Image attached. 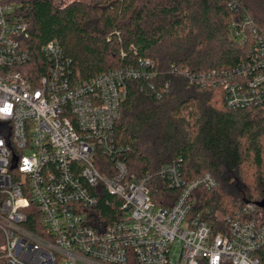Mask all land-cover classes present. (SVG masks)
<instances>
[{"label": "built area", "instance_id": "2783aa9c", "mask_svg": "<svg viewBox=\"0 0 264 264\" xmlns=\"http://www.w3.org/2000/svg\"><path fill=\"white\" fill-rule=\"evenodd\" d=\"M246 24L233 26L241 40ZM26 35L13 4L0 0V264H264L255 254L264 247L260 220L232 218L214 234L189 217L191 192L216 184L210 174L188 183L179 162L163 166L155 175L182 193L158 207L152 173H130L119 156L114 128L127 81L150 60L81 80L56 40L41 47L42 64ZM221 83L227 105L245 107L264 90V73L248 81L250 92Z\"/></svg>", "mask_w": 264, "mask_h": 264}, {"label": "trees", "instance_id": "16d2710c", "mask_svg": "<svg viewBox=\"0 0 264 264\" xmlns=\"http://www.w3.org/2000/svg\"><path fill=\"white\" fill-rule=\"evenodd\" d=\"M8 2L27 24L24 45L42 64L41 47L53 40L81 80L151 61L127 81L114 143L130 173H152L156 206L171 208L181 195L155 175L179 162L186 182L205 174L216 182L191 192L189 217L206 221L214 234L228 230L232 218L264 223V90L248 106L231 108L221 83L247 90L264 73L257 66L264 60V0ZM235 23L246 24L245 39L235 35ZM101 208L105 216L112 209L104 201ZM255 254L264 262V247Z\"/></svg>", "mask_w": 264, "mask_h": 264}, {"label": "rangeland", "instance_id": "374dc122", "mask_svg": "<svg viewBox=\"0 0 264 264\" xmlns=\"http://www.w3.org/2000/svg\"><path fill=\"white\" fill-rule=\"evenodd\" d=\"M69 1H73V0H57V2L59 3H67ZM81 1L90 2L91 0H81ZM218 216L222 217L220 213H218Z\"/></svg>", "mask_w": 264, "mask_h": 264}, {"label": "water", "instance_id": "95a60500", "mask_svg": "<svg viewBox=\"0 0 264 264\" xmlns=\"http://www.w3.org/2000/svg\"><path fill=\"white\" fill-rule=\"evenodd\" d=\"M258 205L264 209V198L258 202Z\"/></svg>", "mask_w": 264, "mask_h": 264}]
</instances>
